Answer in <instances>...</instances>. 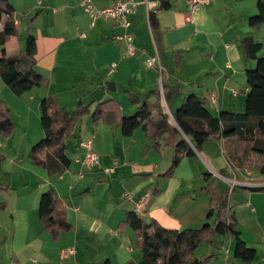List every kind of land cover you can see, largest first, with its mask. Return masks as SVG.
<instances>
[{"label":"crops","instance_id":"crops-1","mask_svg":"<svg viewBox=\"0 0 264 264\" xmlns=\"http://www.w3.org/2000/svg\"><path fill=\"white\" fill-rule=\"evenodd\" d=\"M9 1L16 9L17 32L3 49L7 56L19 54L26 36L32 34L36 41L34 67L42 82L15 95L0 77V98L22 108L25 120L18 143L13 133L0 136V186L8 184L0 192V264H103L106 260L139 264L142 252L135 246V232L122 223L126 212L135 210L136 199L147 195L137 212L144 220L155 219L166 228L182 229L206 219L209 196L204 187L213 185L229 193L240 236L256 253L252 262L245 263L233 255L231 237L217 238L214 246H200L202 254L211 255L204 264H264V189H249L250 181L264 180L253 172L247 176L244 170L229 168L223 139L205 141L201 150L194 148V154L183 156L173 172L166 174L173 150L151 148L140 127L123 135L115 125L93 124L90 119L93 106L103 99H115L122 113L129 115L136 108L130 95L142 102L153 99L152 92H159L160 104L170 117L171 110L191 93L205 98L214 114L227 108L242 111L245 71L254 60L244 56L238 40L250 34L264 43V25H248V17L256 12V0H211L193 11L186 0H169L168 9H157V0H150V9L143 0H135L139 3L128 28L133 35V54H128L126 40L114 39L124 32L115 21L100 18L89 24L81 0H36L34 9L40 10L32 20L39 19L41 27L28 34L26 28L20 29L15 1ZM92 1L106 7L115 0ZM156 51L161 70L145 63ZM113 62L115 70H111ZM107 81L115 83V90L106 88ZM77 84L93 91L90 105L65 142L69 166L50 174L28 157L36 138L44 136L39 104L51 96L67 110L76 108L79 100L83 105ZM80 140L90 141L99 157L92 168L80 161L85 152ZM105 167H113V171L105 172ZM220 170L238 184L220 178ZM49 188L58 198L55 215L70 224L57 238L44 230L38 213L40 195ZM124 191L133 194L131 200L123 198ZM65 247H72L73 252L61 257L60 250Z\"/></svg>","mask_w":264,"mask_h":264},{"label":"trees","instance_id":"trees-1","mask_svg":"<svg viewBox=\"0 0 264 264\" xmlns=\"http://www.w3.org/2000/svg\"><path fill=\"white\" fill-rule=\"evenodd\" d=\"M157 1V9L171 6L169 0ZM15 11L9 0H0V77L15 95H21L39 86L42 76L34 67L36 41L32 34L26 36L24 52L20 56H7L3 49L9 37L17 32ZM248 25H264V0H256V12L248 17ZM238 41L244 56L254 60V65L245 71L247 90L242 111L227 108L214 114L207 107L205 98L191 93L175 110H171V122L160 104L159 92H152L153 99L145 98L142 102L131 94L130 99L136 108L129 115L122 113L115 99L99 101L91 113L92 123L115 125L123 135H131L140 127L150 140L151 148L174 151L166 174L173 172L183 156L194 154V148L201 150L205 141L218 138L223 139V154L229 165L235 168L251 166L252 155L264 156V43L252 35L243 36ZM39 110L44 137L30 149V160L46 168L50 174L61 173L70 164L65 142L73 134L77 119L87 109L79 100L77 109L67 110L59 107L55 97L47 96L41 99ZM12 125L6 102L0 98V136H9ZM2 159L0 153V163ZM224 172L220 173L225 175ZM258 173L264 179V164H260ZM6 189L0 186V192ZM204 189L209 196V209L206 219L197 226L166 228L155 219L144 220L135 210L126 212L122 223L135 232V246L142 252L139 264H204L211 255H197L195 250L203 244L214 246L219 235H228L234 240L233 255L236 258L245 263L254 260L255 248L240 236L229 193L220 185ZM249 189L261 190L264 186H250ZM57 206L58 198L52 188L40 195L39 217L44 230L53 238L70 229V224L62 216L55 215ZM103 264L112 263L106 260Z\"/></svg>","mask_w":264,"mask_h":264},{"label":"built area","instance_id":"built-area-1","mask_svg":"<svg viewBox=\"0 0 264 264\" xmlns=\"http://www.w3.org/2000/svg\"><path fill=\"white\" fill-rule=\"evenodd\" d=\"M211 0H186L188 8L190 11L196 10L202 6L208 4ZM40 3V0H38ZM146 6L151 8L150 0H143ZM83 5V9L85 13L88 15L89 24L92 26L95 22L100 19H110L115 21L123 30L122 34L114 35V39L117 41L126 40L128 42V54H133L135 52V46L132 44L133 35L128 31L130 26V15L134 14L137 11L138 3L135 0H115L112 4L106 7H98L94 4L92 0H81ZM145 63L149 67H156L158 70H161V65L159 61L158 52L152 56H147L145 59ZM116 62L111 64V70H115ZM160 90L162 91V85H160ZM214 100V98H212ZM215 101V100H214ZM169 113V112H168ZM170 115V113H169ZM79 145L85 148V152L80 159L81 163L85 165L86 168H92L99 162V157L95 151L91 148V143L88 140H80ZM113 163H116V159L113 160ZM105 172L113 171V167H105L103 168ZM220 175L219 173H217ZM83 175L82 172L79 173L81 177ZM222 176V174L220 175ZM235 181V179H231ZM132 193L130 191H124L122 193L123 198L131 200ZM146 202V194H141L135 202V211L139 212ZM73 252L72 247L63 248L60 250V256L64 257ZM1 264H13L10 263H1Z\"/></svg>","mask_w":264,"mask_h":264},{"label":"rangeland","instance_id":"rangeland-1","mask_svg":"<svg viewBox=\"0 0 264 264\" xmlns=\"http://www.w3.org/2000/svg\"><path fill=\"white\" fill-rule=\"evenodd\" d=\"M15 1L16 3V7L19 8L16 12V17L20 20V29H27L26 30V34H28L29 31H33L35 29H37L38 27H41L40 26V20L37 19V20H32L34 19L35 15L39 12L40 9H34V5L36 4V0H13ZM22 3V4H21ZM32 5V6H31ZM37 7V5H36ZM39 8V7H38ZM28 26H31V27H28ZM240 28V26H238ZM233 31V30H232ZM31 33V32H29ZM250 35V34H249ZM24 51V49H23ZM23 51H21L19 54L17 55H21L23 53ZM78 83V81H77ZM78 87H76L75 89L78 91V93H81V95L83 96V99H84V108H86L87 105H90V94L93 92H90L89 90H83L82 86H79V84H77ZM239 91V89H238ZM26 93L29 92V90L25 91ZM24 92V93H25ZM6 106L8 108V116L9 118L11 119L12 121V128H11V132L10 133H13V140L16 141V143L19 142V140L21 139L22 137V130L25 128V120H24V113H23V109L20 108V107H17V106H10L9 104L6 103ZM59 107L63 108L62 106L59 105ZM96 105L93 106L92 108V112L93 110L95 109ZM78 108V104L76 106V108H74L73 110L77 109ZM91 112V113H92ZM90 113V115H92ZM21 116H20V115ZM87 114V110H86V113L83 114L82 116H80L78 119H77V125L81 124V122L83 121V118L85 117V115ZM169 115V114H168ZM90 118V117H89ZM91 119V118H90ZM89 119V120H90ZM169 119L171 120V122H173V119L172 117L169 116ZM39 120H40V116H39ZM77 127V126H76ZM44 136L40 137L38 136V138H36L37 140L30 146L29 149L32 148V146L38 142L41 138H43ZM234 140H237L236 137H234ZM30 151V150H29ZM28 157H29V153H28ZM30 158V157H29ZM260 164H264V156H258V155H252L251 157V166H246V167H240V168H237V169H240V170H244L245 172H247V176H251V172H253V176L256 175L258 177H261L258 173V168L260 166ZM227 166L230 168L232 167L233 169L235 167L229 165V163L227 164ZM245 166V165H244ZM221 172L224 171V170H220ZM225 175H228L226 173V171L223 173ZM218 175V174H217ZM221 175V174H220ZM218 175L220 178H224L228 181H230L231 185H237L238 182L237 181H233L231 180L232 178H229V176H220ZM217 180V179H216ZM224 180L225 182H228ZM264 180V179H262ZM262 183H255L254 181H250V185L249 186H264V181H261ZM220 183V182H219ZM229 183V182H228ZM229 183V184H230ZM233 183V184H232ZM4 186H8V184H4ZM226 191V190H225ZM147 196V195H146ZM140 212V211H139ZM213 220V219H212ZM228 235H219L217 236L216 238H225L227 237ZM202 246V245H201ZM216 246L220 247L219 244H216ZM224 247H225V244H224ZM67 248V247H65ZM63 249V248H62ZM202 249L200 248V246L195 250L196 254L197 255H201L202 254Z\"/></svg>","mask_w":264,"mask_h":264},{"label":"water","instance_id":"water-1","mask_svg":"<svg viewBox=\"0 0 264 264\" xmlns=\"http://www.w3.org/2000/svg\"><path fill=\"white\" fill-rule=\"evenodd\" d=\"M106 88L108 89V90H115V83L113 82V81H107L106 82Z\"/></svg>","mask_w":264,"mask_h":264}]
</instances>
